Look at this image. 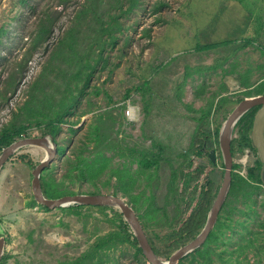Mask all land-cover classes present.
Wrapping results in <instances>:
<instances>
[{
  "label": "rangeland",
  "instance_id": "1",
  "mask_svg": "<svg viewBox=\"0 0 264 264\" xmlns=\"http://www.w3.org/2000/svg\"><path fill=\"white\" fill-rule=\"evenodd\" d=\"M30 3L56 11L47 43L32 44ZM261 93L264 0H0V130L36 137L51 122L60 150L43 180L123 197L146 236L170 254L183 244L173 248L168 235L201 204L206 217L221 183L218 143L204 130H219L239 100ZM80 139L87 178L69 160ZM202 145L214 149L215 162L195 154ZM44 153L22 146L0 168V264H136L118 208L44 209L34 200L31 170ZM231 155L242 190L228 191L208 244L221 255L217 264H264V188L247 177L256 151L234 144ZM198 166L189 183L178 176ZM205 172L210 184L201 194L194 186ZM108 233L116 239L97 246Z\"/></svg>",
  "mask_w": 264,
  "mask_h": 264
},
{
  "label": "water",
  "instance_id": "2",
  "mask_svg": "<svg viewBox=\"0 0 264 264\" xmlns=\"http://www.w3.org/2000/svg\"><path fill=\"white\" fill-rule=\"evenodd\" d=\"M258 106L252 116L251 126L249 130V138L252 147L256 151L258 160L260 161L259 175L262 180L264 172V93L253 96L244 97L238 101L230 113L227 115L223 123L220 125L217 135V143L222 156L223 174L220 186L216 196L207 212L205 221L200 231L190 241L175 249L167 259L162 260L153 250L141 225V222L134 208L126 202V200L113 193H73L64 194L55 198L46 197L41 189L40 173L45 167H49L56 153V144L50 139V134L42 136H26L12 141L4 146L0 151V168L22 146L33 145L42 147L45 155L35 167L31 170V191L34 200L48 208L63 207L70 204L82 205H107L116 207L122 213L123 219L129 225L131 231L136 237L138 246L142 254L150 264H177L179 259L199 247L206 239L208 233L216 222L219 210L228 193L231 182L232 155H231V139L235 123L249 109ZM202 149L205 147L202 145ZM210 162L215 161V151L210 148L207 152ZM207 173L202 176L198 187L206 180ZM5 238L0 235V258L4 250Z\"/></svg>",
  "mask_w": 264,
  "mask_h": 264
},
{
  "label": "trees",
  "instance_id": "3",
  "mask_svg": "<svg viewBox=\"0 0 264 264\" xmlns=\"http://www.w3.org/2000/svg\"><path fill=\"white\" fill-rule=\"evenodd\" d=\"M29 8L30 11H32V13H36V25H35V29L34 32L32 34L31 37V41L32 44H36V43H47L48 39L51 36L52 33V28H53V22H54V17L53 14L56 12L55 10H50L49 6H45V7H36L33 3L29 4ZM23 15V11L20 12V18H22ZM111 34V33H109ZM114 38H116L115 36L111 35V41L114 40ZM116 41V40H115ZM115 41H112L111 43H114ZM105 43V41H103L102 43H100V48L103 49V44ZM213 45V44H211ZM30 57V53L26 52L25 53V57L23 59L24 62H26ZM22 63L20 62L18 64V68L20 66L21 70H23V67L21 65ZM14 83V80L13 82ZM128 92L126 93V95H128ZM125 95V96H126ZM227 101V98H223L221 99L220 102H218V105L220 104H224ZM258 106H255L254 108L249 109L248 111H246L237 121L236 125H237V136L235 138H233L231 140V149L232 146L234 144H236L238 146L239 149H244L247 148L249 150L255 151V149L252 147L251 145V141L249 138V130H250V126H251V121H252V116L253 113L255 112V110L257 109ZM248 115V117H247ZM60 117H58L57 119L59 120ZM46 128H45V134H49L52 131V124L51 122H48L46 124ZM88 127L90 126L89 124H87ZM89 128H86V130H88ZM71 130L73 132H77L76 129H72ZM207 136H213L214 141L217 143V135H218V128H214L213 130L210 129H205L204 130ZM18 129L14 130V129H5V127H3L0 130V151L1 149L10 144L12 141L16 140V137L18 136ZM85 138H88L87 133L85 134ZM18 139V138H17ZM54 143L56 144V149L59 152L60 148L57 145V142L55 140H53ZM83 139H80L77 141L72 140L71 143V153L73 155V158L69 160H74V162L76 163V172H78L77 175H82L85 178H87L89 176L86 168H85V164L89 161L88 155L84 156L83 154V150H82V145H83ZM201 146V145H200ZM197 147V150L195 152L196 155H202L203 149L202 147ZM90 152V151H89ZM143 157V156H142ZM47 168V167H45ZM44 168V169H45ZM233 168V167H232ZM201 167L198 166L196 167L193 171L191 172H186V173H179L178 176L182 177L185 180V184L189 183L190 181L193 180L194 177H197V175L200 173ZM259 170H260V161L258 160V158H256L254 160V166H250L247 169V177L250 181H254L255 183H261V178L259 175ZM181 171L184 172L181 168ZM242 176L239 175L238 173H235L232 171L231 173V182H230V187H229V192L233 189H240L242 190ZM40 184H41V189L43 194L46 197H58L64 194H73L74 192H72L70 189L64 187L63 189L58 188V189H54L49 180H43V178L40 176ZM42 180V182H41ZM209 185V180L206 179L205 183L202 184V188L205 185ZM194 188H197V184L194 186ZM71 192V193H70ZM88 193H95V192H88ZM201 194H206V190H201ZM228 194V193H227ZM83 206L82 204H70L67 205L66 208L68 209H72V208H76V207H80ZM95 206V205H92ZM42 208L44 209H48V207L41 205ZM97 208H111L112 206H107V205H97ZM59 208H64V207H59ZM205 213H206V206L204 204H201L197 209H195L193 212H191L184 220H182L181 225L179 226L178 230L179 232L176 234H170L168 235V240L170 242H172V247H176L178 244H184L186 242V240H189L190 238L194 237L192 236L191 232L193 231V229H195L196 227H201L202 223H204V219L205 217ZM117 214V218L119 221V224L121 226V228L119 229L120 231V236L122 237V241H127L133 248L132 251V258L134 260V262L136 264H145L146 263V258L144 257V255L142 254V251L140 249V247L138 246L136 237L134 236L133 232L131 231L129 225L124 221V219L122 218V214L120 212L116 213ZM113 235L116 239L117 235L113 234V233H108L105 237H101L99 239V241L96 243L97 246H99V243L105 241L108 236ZM212 236L211 230L208 233L205 241L197 248H195L193 251L189 252L187 255L183 256L181 259H179L177 264H186L184 262L185 259H188V256H192L191 259H189V263L187 264H217V259H219V257L221 256L220 254H217L215 252V249L213 246H210L208 244L210 238ZM152 250L156 253H163L165 255H170L171 250L170 249H166V250H160L159 248H157L154 244L153 241L150 237H147ZM178 243V244H176ZM217 255V257L215 258V256Z\"/></svg>",
  "mask_w": 264,
  "mask_h": 264
},
{
  "label": "flooded vegetation",
  "instance_id": "4",
  "mask_svg": "<svg viewBox=\"0 0 264 264\" xmlns=\"http://www.w3.org/2000/svg\"><path fill=\"white\" fill-rule=\"evenodd\" d=\"M207 152H208V150H207V149H204L203 152H202V154H205V155L207 156ZM207 158H208V157H207ZM206 179H207V178H206ZM203 183H205V181H204ZM203 183H202V184H203ZM202 184H201V186H202ZM259 184L262 185V187L264 188V172H263V174H262V181H261V183H259ZM201 186H200V187L197 186L196 189H199V191H201V190H206V192H207V190L209 189V188H208L209 185H207V184H206L203 188H202ZM208 193H209V192H208Z\"/></svg>",
  "mask_w": 264,
  "mask_h": 264
},
{
  "label": "built area",
  "instance_id": "5",
  "mask_svg": "<svg viewBox=\"0 0 264 264\" xmlns=\"http://www.w3.org/2000/svg\"><path fill=\"white\" fill-rule=\"evenodd\" d=\"M132 113V107H128V109L126 110V114L131 116Z\"/></svg>",
  "mask_w": 264,
  "mask_h": 264
},
{
  "label": "bare ground",
  "instance_id": "6",
  "mask_svg": "<svg viewBox=\"0 0 264 264\" xmlns=\"http://www.w3.org/2000/svg\"><path fill=\"white\" fill-rule=\"evenodd\" d=\"M254 108V107H253ZM133 114L131 113V116H132ZM239 120V119H238ZM235 127V126H234ZM203 143H205V141L203 142ZM213 147V146H212ZM44 155H45V153H44ZM257 156V155H256ZM221 157V156H220ZM254 159V158H253ZM215 162V161H214ZM223 164V163H222Z\"/></svg>",
  "mask_w": 264,
  "mask_h": 264
}]
</instances>
